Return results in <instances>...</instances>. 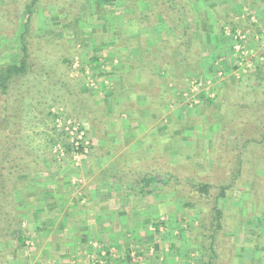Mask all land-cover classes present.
<instances>
[{
  "label": "rangeland",
  "instance_id": "obj_1",
  "mask_svg": "<svg viewBox=\"0 0 264 264\" xmlns=\"http://www.w3.org/2000/svg\"><path fill=\"white\" fill-rule=\"evenodd\" d=\"M191 1L186 0L185 2L190 8ZM198 1L196 8H205L206 13L211 14L206 6L210 0ZM219 1L216 0V3ZM124 3L127 2L118 0L116 4L99 6L95 1H90L85 4L84 10L77 12L65 3L63 4L61 0L60 2L52 0L50 3L48 0H43L40 6L32 9L30 22L24 30L26 12L23 0H0V73L6 65L16 64L19 66L22 59H24L23 66L25 68L23 73L13 74L6 85L8 95L6 114L12 118L8 126L2 124L4 96L0 90V132L2 130L5 132L0 133V135L2 134L0 146L4 143L6 145L4 150L8 149L10 157L13 158L16 154H21L22 148L12 147L9 142L18 139V144L24 147L25 151L28 150L38 156L42 164H45L42 171L37 174H28L23 179L24 186L30 185V178L45 176L52 170H57L60 163L64 166L69 164V168L70 161L73 165L80 166L88 155L95 152L113 154L115 160L111 162L115 166L122 167L124 159L119 157L123 151L131 147L137 151L142 147L139 144L140 137L151 134L153 131L157 120L144 107L139 110L140 113H137L142 117L137 114L133 115L136 118V123L134 121L126 122L130 116L126 106L127 95L123 89L122 81H117L121 70H123L121 60L117 56L108 55V49L98 54L95 53L93 48H96L98 40L91 43L93 36L100 31L108 33L109 24L116 25L119 22L118 26L123 28L126 21L121 19L125 12ZM139 5L137 3L136 6ZM129 6L130 4H128ZM163 8L164 6L160 5V9ZM130 10L131 8L127 11L129 13L126 12V19L128 16L132 18L135 16L130 13ZM119 15L120 19L117 17ZM100 21L104 22L102 29L99 28ZM232 25L233 23L223 27L224 35L227 30L234 28ZM193 26L195 28L192 21L189 23L190 31L193 30ZM146 28L147 33L139 37L143 44L147 45V43L153 42L156 45L161 39L166 41V52L171 55L175 49H179L173 45L171 39L173 32L167 27L151 24ZM195 33L196 37H194V33L190 35V40H194V43L188 55V62L197 60V65L191 66L193 72L186 71L180 77L173 79L175 85L170 82L172 80H167L171 92L179 99V103L168 105V113L164 117L166 122L170 123L173 133L179 136V141L171 143L173 147L171 154H186L183 156V166L187 168L193 166L200 170L202 168L201 158L203 156L210 158L207 152L211 151L212 144H215L217 137L221 135V140L230 141H227L228 144L230 143L228 147L233 150V153L228 155L230 149L223 148L226 149L224 166H226V171L231 168L234 170L235 150L236 146H239L236 124L240 125L239 128L242 129L240 133L243 137L259 140L264 133V117L260 114L261 110H264V83L261 87H257V83L252 80V72L248 73L258 62H262L259 57L264 56V51L260 49V40H254L252 46L250 44L254 49L253 66L245 73L235 72L233 44L228 34L226 36L230 38L231 46L229 45L230 48L225 49L221 43V36L217 33L213 32L212 38L210 35L207 36L206 41L211 46L206 49L211 58L206 61L202 59L203 48L200 45L199 32ZM21 36L23 37L21 38ZM105 36L107 38L106 34ZM114 36L116 35L114 34ZM170 39L171 43L167 41ZM21 40H24L26 44L25 52L22 50ZM116 54H125V52L120 51ZM177 54L172 55L170 62L168 59L162 58V55H158L156 62L158 65H163L166 60L172 64L177 62ZM92 58H96V61L92 62ZM162 59L164 61H161ZM187 68L183 70H187ZM198 72L202 73L203 79L196 75ZM122 73L124 72L122 71ZM161 76L164 77L163 74ZM194 81L199 82L200 85L191 91V83ZM185 92L190 94L188 100L182 96ZM140 103L143 105V100ZM255 105L261 109L259 115L256 113L258 116L253 115V106L255 107ZM92 108L97 110V113L94 111L96 116L86 113ZM244 110L248 114L244 113L242 117L241 114ZM59 117L65 121L73 120L81 126L85 138L89 142L84 157L74 160L72 157L74 151L67 155L63 148L64 145L58 137L60 133H65L63 123L60 125L61 127H57L56 119ZM149 118L153 119V123L149 122ZM260 123L263 126H260ZM225 124L230 126L225 127ZM223 126L224 129H222ZM15 128L19 129L18 133H14ZM99 140L104 141L105 144L99 146ZM108 142L110 145L106 144ZM55 145L62 148L63 157L59 158L53 152ZM252 146V144H248L244 161L249 163L248 167L254 166L253 170H256L257 166L262 167L263 159L262 155H259V151L252 152ZM98 147L104 150H100ZM148 147L149 145L145 149ZM199 153L200 157L197 156ZM187 155L191 156V160H186ZM3 160L6 159L3 158ZM2 163L3 161L0 166ZM1 172L3 171L0 168V174ZM211 175L213 180L217 181H220L223 176L222 173ZM231 196L225 203L227 212L224 217L227 218H224L226 219L224 224L226 223L228 228L226 227L227 229L220 237V246L231 245L235 248L234 255L231 256L228 264H264V250L255 247L256 244L251 236L252 226L256 223L253 220V224H249L252 216L249 212L253 204L248 201L250 198L247 194H242L239 191L233 192ZM128 199L132 200L131 203H135L136 198L129 197ZM139 200L137 203H142V206L139 205L141 208L145 204L149 209L150 217H148L150 219L146 226L142 225V228L134 234L135 238L132 239L134 235H131L120 242V246L110 250L111 260H115V264H193L192 259L198 256L194 250L202 246L196 241L195 235L196 229L199 228L198 219L192 211L182 209L181 195L168 193L162 198L149 197ZM155 203L158 206L150 208ZM242 208L245 209V212L240 211ZM17 213L16 209V216ZM144 227L147 234H145ZM259 227L264 233V223ZM131 239L132 242H130ZM3 241L5 242V239ZM243 241H249V245L246 244L244 245L246 248L239 249L235 242ZM27 245L30 244L26 243L25 246ZM23 255L30 256L28 249H24ZM91 258H88V261L87 258L86 260L84 258V261L90 264H100L96 256L94 259ZM213 264L226 263L219 260Z\"/></svg>",
  "mask_w": 264,
  "mask_h": 264
},
{
  "label": "trees",
  "instance_id": "obj_2",
  "mask_svg": "<svg viewBox=\"0 0 264 264\" xmlns=\"http://www.w3.org/2000/svg\"><path fill=\"white\" fill-rule=\"evenodd\" d=\"M50 1L52 0H48V3ZM55 1L60 2V0ZM61 1L77 12L84 10L85 4L90 1H95L99 6L118 3V0ZM119 1L127 2L124 3L123 9L125 8V12L121 17L122 20H126L124 22L125 28L123 26L120 29L119 36L112 37L111 42L115 51L118 53L120 51L125 52V54H120L122 56L118 55L117 57L121 60V67L124 72L122 84L128 100L126 106L130 116L126 122L134 121L136 123V118L133 115L140 113L139 110H142V107L146 108L149 114L153 115L157 121L151 134H145L140 137L139 144L142 146L141 148L136 151L131 147L123 151L119 158L124 159L123 163L125 166H115L112 169L114 171L112 173L113 178L117 181V184L126 186L128 197L145 199L149 197L162 198L168 193L181 195L182 209L192 211L197 215L198 219L199 228L196 229L195 235L196 241L201 243L202 246L194 250L198 256L192 259L193 264H213L219 260L228 264L229 259L234 255L235 248L231 245L220 246L221 234H224L225 229L228 228V225L226 223L224 224L226 220L224 218H227L224 217L227 212L225 203L228 198L232 197L231 195L235 191L247 194L250 198L248 201L253 204L249 212L252 215L249 224H253V220L256 222L252 226L251 236L256 244L255 247L259 250H264V233L259 227L260 224L264 223V133L259 140L243 137L242 133H240L242 131L239 128L240 125L236 124V127H238L236 132H238L237 142H239V146H236L235 150L234 170L231 168V170L226 171V166H224L226 149L223 148L230 149L228 155L233 153V150L228 147L230 145L228 142L230 141L224 139V142L221 140V135L217 137L215 144H212L211 151L207 152L210 158L208 156L202 157L201 154L202 168L200 170L195 169L193 166H189V168L183 166V156L186 154H171L173 149L171 143L173 141H179V136L173 133V130L170 128V123H167L164 117L168 113V105L179 103L178 96H175L171 92L167 80H172L170 82L175 85L176 83L173 79L180 77L186 71L193 72L191 66L197 65V60L195 59V61L188 62V55L191 52L190 50L193 44L192 40H190L191 33L189 31V23L194 19L193 12L185 3L186 0ZM42 2L43 0H23L26 12L24 30H26V26L30 22L29 18L32 9L40 6ZM137 3L140 5L136 6ZM128 4H130L129 7ZM160 5L164 6V8L160 9ZM130 8V13L135 16L133 18L128 16L126 19L125 16L129 13L127 11ZM133 20L139 28L147 29V26L154 24L155 26L167 27L168 30L172 31L173 45L179 48L172 52L173 54L178 53L177 62L175 61L172 64L168 63L173 54L171 55V53L166 52L167 43L165 40L162 41L160 39L156 45L147 46L139 40L141 35H128L125 24ZM102 23L104 22L100 24ZM105 34L102 31L97 34L99 38L96 40H99L100 44L104 43L106 39ZM21 44L22 50L25 52L26 44L24 40H21ZM24 55L26 56L25 53ZM158 55H162L163 58L168 59V62L165 60L163 65H158L156 63ZM95 61L96 58H92V62ZM186 62L188 63L186 64ZM23 65L24 59L21 60L19 66L16 64L6 65L0 73V90L4 96L1 119L4 126H8L12 119L6 114V98L8 96L6 93V85L13 74L24 72L25 68ZM186 67L189 69L183 70ZM137 71L138 73H136ZM248 73H251L252 80L257 83L256 86L261 87L264 83V59L262 62H258L253 66V69ZM162 74L164 77L161 76ZM137 75L139 79H136ZM196 75L199 78L203 76L200 72ZM141 100L144 102L143 105L140 103ZM256 105L255 107L253 106L254 116L256 113L259 115L261 110ZM93 108L86 113L94 114L95 109ZM95 113H97V110ZM244 113L246 115L248 114L244 110L241 114L242 117ZM260 114L264 117V110H261ZM96 115L94 114V116ZM137 115L140 116V114ZM149 122L153 123V119L149 118ZM140 123L142 122L140 121ZM15 125L19 127V125ZM227 126L230 125L225 124V127ZM260 126H263V124L260 123ZM222 129H224V126ZM15 130L14 133H18L19 129L15 128ZM1 135L0 137L2 138ZM58 137L62 141L67 155L70 154L74 148L69 144L67 134L60 133ZM15 141H10V146L12 145V147H17L18 149L22 148V152L21 154H16L13 158L10 157L8 149L4 150L6 146L4 143L0 146V163L3 161L0 166L3 171L0 174V241L15 238L21 245L23 243V239L21 238L22 231L19 228L20 224L15 215L16 191L24 187L23 179L28 174H37L43 170L45 164H42L38 156L33 155L28 150L25 151V148L19 145L18 141L14 144ZM248 144L253 145L251 147L252 152L259 151V155H262V167L257 166L256 170H253L254 166L248 167L249 163L244 161ZM148 145V149H145ZM197 156L200 157V153ZM3 158L6 160H3ZM186 160H191V156L187 155ZM214 173L223 174L220 181L213 180L211 174L214 175ZM240 211L245 212V209L242 208ZM237 243L235 242V245L239 246V249L246 248L244 246L246 244L249 245V241Z\"/></svg>",
  "mask_w": 264,
  "mask_h": 264
},
{
  "label": "crops",
  "instance_id": "obj_3",
  "mask_svg": "<svg viewBox=\"0 0 264 264\" xmlns=\"http://www.w3.org/2000/svg\"><path fill=\"white\" fill-rule=\"evenodd\" d=\"M197 3L198 0L191 1L195 28L193 26V30L189 31L194 33V37L195 32H199L202 59L209 61L211 58L206 49L211 45L206 38L208 35L212 38L213 32L221 36L224 49L230 48V38L224 35L223 27L231 23L234 27L240 24V27L246 28L251 46L255 42L254 36L258 35L260 49L264 51V0H220L218 3L210 0L206 6L211 14L206 13L205 8H196ZM250 15L254 16L255 22ZM117 17L120 19V15ZM102 25L99 28L102 29ZM118 25L119 22L108 25L109 34L106 33L105 37L107 43L100 44L98 40L96 48H93L95 53L108 49V55H119L111 42L114 34L119 36L121 28ZM125 25L130 36L147 33L146 29L139 28L134 21H128ZM93 37L92 44L99 38L97 34ZM171 39L167 41L171 43ZM147 45L153 46V42ZM122 71L117 78L118 82L122 81ZM136 79H139L138 75ZM98 144L102 146L105 143L99 140ZM114 158L109 152H95L88 155L80 166L73 165L71 161L70 168L69 164L64 166L60 163L57 170L45 176L30 178V185L16 191V218L22 231L23 243L20 245L15 238L0 241V264H90L84 258L88 261V258L94 259V256L100 264H115V260H111L110 250L137 233L142 225L146 226L150 216L145 204L141 208L139 205L142 206V203H137L138 198L134 204L131 203L126 186L117 184L113 178L112 169L115 165L111 161ZM156 203L150 208L157 207ZM132 239L129 241L132 242ZM26 243L30 245L25 246ZM24 249H28L29 257L23 255Z\"/></svg>",
  "mask_w": 264,
  "mask_h": 264
},
{
  "label": "built area",
  "instance_id": "obj_4",
  "mask_svg": "<svg viewBox=\"0 0 264 264\" xmlns=\"http://www.w3.org/2000/svg\"><path fill=\"white\" fill-rule=\"evenodd\" d=\"M251 20L255 22L254 16H251ZM231 40H232V48L235 57V72H246V70L250 69L253 66V48L250 46V37L245 28L240 26H235L232 30H227V33ZM256 41L260 40V37L256 35L254 37ZM264 56L261 55L259 57L260 61H263ZM208 84L210 82H207ZM200 85L199 82L194 81L191 83V91L195 90ZM187 92L183 93L182 96L187 99L188 98ZM188 100V99H187ZM190 101V100H189ZM57 127H61L62 123L64 124V132L67 134L69 138V142L71 146L74 148L72 157L74 160L84 157L85 153L87 152V148L89 146V142L85 138V133L82 130L81 126L77 124L73 120L65 121L61 117L56 119ZM63 126V127H64ZM81 148V149H80ZM53 152L58 155V157H63L64 152L59 145H55L53 148Z\"/></svg>",
  "mask_w": 264,
  "mask_h": 264
}]
</instances>
